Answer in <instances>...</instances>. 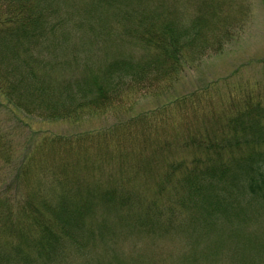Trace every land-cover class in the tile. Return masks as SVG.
<instances>
[{
    "label": "trees",
    "instance_id": "obj_1",
    "mask_svg": "<svg viewBox=\"0 0 264 264\" xmlns=\"http://www.w3.org/2000/svg\"><path fill=\"white\" fill-rule=\"evenodd\" d=\"M249 16L250 0H0V264H263L264 230L247 231L264 85L190 83ZM96 117L115 121L77 129ZM55 123L75 128H35ZM128 234L152 255L122 251ZM183 234L184 253H156Z\"/></svg>",
    "mask_w": 264,
    "mask_h": 264
},
{
    "label": "rangeland",
    "instance_id": "obj_2",
    "mask_svg": "<svg viewBox=\"0 0 264 264\" xmlns=\"http://www.w3.org/2000/svg\"><path fill=\"white\" fill-rule=\"evenodd\" d=\"M76 18L80 19L82 17V12L80 10L74 11ZM253 62L249 66L248 62ZM235 71H239V79H244L245 81H253V83H259V85H264V0H250V16L247 25L245 26V31L241 38L230 43L227 46L226 51L223 55L217 57L216 59L205 63L204 67L199 71L192 74L190 83H194L199 79H206L210 77L214 79L215 77H228L232 75ZM184 85H180L177 90L182 91ZM157 106L154 99H143L135 107L136 112H142L143 110L152 109ZM115 117H108V120L104 118H90L86 119L77 129L81 130H99L105 126L113 124ZM43 128L44 130L53 131L56 133H63L64 130L70 131L75 127L69 126V124H46L36 126V129ZM68 133V132H67ZM173 154L181 158L188 152L179 146L173 147ZM136 159V154L133 153L129 156L127 160L124 156L119 159V163L123 162L124 165L132 164ZM164 157H160V167L158 173L164 167ZM163 170V169H162ZM109 171V169L107 170ZM149 192H152V188H148ZM264 219L252 218V224L248 229V236L259 237L262 236L261 232L264 230ZM187 236L183 234L180 237H169L165 238L163 241L158 240L156 253H162L163 255L170 256L172 252L175 254L183 252L188 247ZM119 244L122 251L130 253L132 250L144 253L145 251L152 255L151 249L149 251V240L150 238H145L137 236L135 234H128L125 239H121ZM241 257V254L239 255ZM228 264V263H221ZM264 264V263H263Z\"/></svg>",
    "mask_w": 264,
    "mask_h": 264
}]
</instances>
